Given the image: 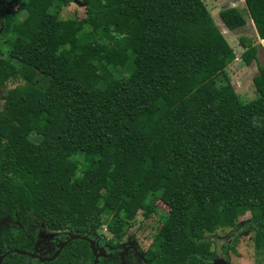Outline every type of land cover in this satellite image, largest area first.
I'll return each instance as SVG.
<instances>
[{"label":"trees","instance_id":"obj_1","mask_svg":"<svg viewBox=\"0 0 264 264\" xmlns=\"http://www.w3.org/2000/svg\"><path fill=\"white\" fill-rule=\"evenodd\" d=\"M71 1L0 0V258L31 251L32 215L78 237L44 264H90L84 237H121L143 213L159 224L151 264H208V237L249 212L239 233L264 263V64L243 103L202 0H83V18H63ZM245 5L264 39V0ZM241 42L249 66L257 47Z\"/></svg>","mask_w":264,"mask_h":264},{"label":"rangeland","instance_id":"obj_2","mask_svg":"<svg viewBox=\"0 0 264 264\" xmlns=\"http://www.w3.org/2000/svg\"><path fill=\"white\" fill-rule=\"evenodd\" d=\"M206 5L207 10L209 11L213 21L218 27L219 31L222 33L223 37L226 39L230 47L232 48L235 54V60L230 63L226 72L231 80V84L238 94L240 100L243 103H247L251 100L257 98V93L255 91L253 85V78L259 74L258 65L264 64V45L259 42L254 26L252 25V20L247 14L245 0H202ZM228 8H237L243 14L246 24L245 26L238 28L236 30L230 31L226 25L222 22L219 14L225 9ZM63 18L74 17L83 18L84 17V3L83 0H72L68 7H66L62 12ZM2 18L0 14V26L2 27ZM241 39L245 41L246 44L249 42L252 45L257 47V61H252L249 66H246L243 62L241 55L244 52V48L241 46ZM15 85L14 82H8L6 84L7 88H11ZM4 91L0 88V113L3 111V100L2 95ZM160 206V205H159ZM162 209L163 206H160ZM143 213H139L136 217L139 222L136 226L129 232L125 239L127 242L133 236L136 240L138 239L139 248L141 254H145L148 252V244L151 242L152 238L157 231L159 224L155 223V219L142 220ZM251 219L249 212H243L239 217L237 222L236 229L238 230L242 225L248 222ZM21 224L25 225V228L28 233L35 234L37 236L36 240V248L39 251H44V243L53 235V233L49 232L43 223L37 222L34 220L32 215L28 216L27 219L23 218ZM139 228V231L134 233V230ZM232 229H223L216 230V237L213 239L217 241V243L221 240L223 243V239L227 238L229 231ZM139 232L144 233L140 235ZM91 239H103L110 238L112 235L107 231L106 227L101 228L99 231L95 232ZM139 233V234H138ZM133 234V235H132ZM211 236V235H210ZM253 232L248 231L245 233H240L239 236L235 239V252L229 250V264H259L256 262L254 247H253ZM220 244V243H219ZM107 248L105 247L104 250ZM106 252L103 253L105 255ZM30 264H38L37 262H31ZM264 264V263H261Z\"/></svg>","mask_w":264,"mask_h":264},{"label":"flooded vegetation","instance_id":"obj_3","mask_svg":"<svg viewBox=\"0 0 264 264\" xmlns=\"http://www.w3.org/2000/svg\"><path fill=\"white\" fill-rule=\"evenodd\" d=\"M142 220L145 221L148 219H145L144 217H142ZM138 222L139 220L135 218V220L131 222V224L129 225L128 230L121 237H110L106 239L105 238L91 239L92 235L96 233H91L86 237L95 242V253L98 256L97 264H100L101 262H103L102 264H151V259L149 257V251H150L152 240L148 244V248H147L148 252H146L145 254H141L140 252L141 247L140 248L138 247L139 246L138 239L136 240V238L135 237L133 238V236L130 238L128 242L125 239V237L127 236L129 232V229L130 230L131 228L133 229ZM3 223L4 222L0 220V225H2ZM138 229L139 228H136L134 230V233L136 231H139ZM48 231L53 233V235L47 240L46 243H44V251L42 252L37 250L36 248L37 236L32 233H28V232L25 233L26 236L29 237L30 240L32 241L31 251H24L26 252V255L24 256H27L28 258H30V260L26 264H30L31 262H37L38 264L51 263L58 258L61 251L71 242L70 241L58 253L61 244L66 242L70 238L71 234L68 232H64V231H50V230ZM240 231H241V227L238 230L237 229L230 230L229 234L227 235V238L223 239L224 241L223 243L221 242V240L217 243V241L213 239L214 237H216L215 232L211 236L208 237L209 242H211L210 250L213 253L212 255L213 260L223 258L227 261L228 264L230 263L229 250H231L232 252H235V250L234 251L232 250V247H233V243L234 242L236 243L235 239L239 236ZM139 233L140 235L144 234L142 232H139ZM105 247L107 248L106 250H104ZM104 252H106L105 255H103ZM92 254H93V251H92ZM54 257L55 259H53L52 261H49V259L54 258ZM94 258H95V255L93 254V260L92 262H90V264L93 263Z\"/></svg>","mask_w":264,"mask_h":264},{"label":"water","instance_id":"obj_4","mask_svg":"<svg viewBox=\"0 0 264 264\" xmlns=\"http://www.w3.org/2000/svg\"><path fill=\"white\" fill-rule=\"evenodd\" d=\"M253 26H254V28H255L254 23H253ZM255 30H256V28H255ZM256 36H257L259 42H261V43L264 45V39H262V38L259 37L257 31H256ZM77 238H78V237H75V236L70 235V238H69L66 242H64L63 244H61L58 253H59V252H60V251H61V250H62V249H63V248H64V247L70 242V241L75 240V239H77ZM83 239L86 240V241H88V242L90 243V246H91V249H92V251H93V254L95 255V258H94V261H93L92 264H97V263H98V256H97V254L95 253V242L92 241V240H90V239H88V238H86V237H84ZM10 253H18V254H21V255H26V252H24V251H20V250H16V249L11 250V251H9V252H7V253H5V254L3 255V257L0 259V264H1V262H2V259H3L6 255H8V254H10ZM55 257H56V256H55ZM55 257L49 259V261H52L53 259H55ZM207 263H208V264H228L227 261H226L225 259H223V258L215 259V260H212V261L209 260V261H207Z\"/></svg>","mask_w":264,"mask_h":264},{"label":"crops","instance_id":"obj_5","mask_svg":"<svg viewBox=\"0 0 264 264\" xmlns=\"http://www.w3.org/2000/svg\"><path fill=\"white\" fill-rule=\"evenodd\" d=\"M252 25H253V22H252ZM255 29V28H254ZM255 32H256V30H255Z\"/></svg>","mask_w":264,"mask_h":264}]
</instances>
